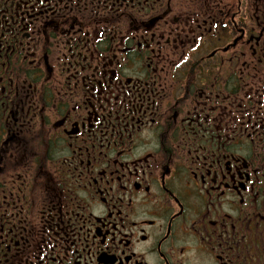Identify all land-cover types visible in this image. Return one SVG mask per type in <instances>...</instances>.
<instances>
[{"label":"flooded vegetation","instance_id":"1","mask_svg":"<svg viewBox=\"0 0 264 264\" xmlns=\"http://www.w3.org/2000/svg\"><path fill=\"white\" fill-rule=\"evenodd\" d=\"M0 264H264V0H0Z\"/></svg>","mask_w":264,"mask_h":264}]
</instances>
